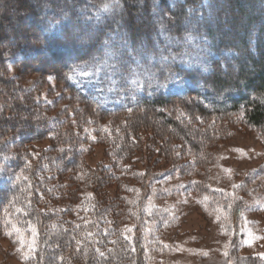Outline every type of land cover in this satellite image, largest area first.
Returning a JSON list of instances; mask_svg holds the SVG:
<instances>
[{
    "label": "trees",
    "instance_id": "16d2710c",
    "mask_svg": "<svg viewBox=\"0 0 264 264\" xmlns=\"http://www.w3.org/2000/svg\"><path fill=\"white\" fill-rule=\"evenodd\" d=\"M198 53L208 69L192 65ZM49 74L69 92L55 115ZM238 115L264 134V0H0V237H33L25 264H145L122 218H144L143 193L108 188L141 183L135 158L179 149L193 154L181 169L200 170ZM94 145L106 162L92 169Z\"/></svg>",
    "mask_w": 264,
    "mask_h": 264
},
{
    "label": "rangeland",
    "instance_id": "374dc122",
    "mask_svg": "<svg viewBox=\"0 0 264 264\" xmlns=\"http://www.w3.org/2000/svg\"><path fill=\"white\" fill-rule=\"evenodd\" d=\"M192 58V65L208 69L201 53ZM14 70L13 67L8 72L13 74ZM41 77L28 76L26 88ZM46 80L49 88L42 91V99L53 105L51 114L55 115L70 101L61 100L55 105L54 98H67L69 92L53 75L49 74ZM176 113L182 114L179 110ZM112 121L104 119L97 127L105 128ZM208 121L215 125L220 120L211 117ZM234 123L238 127L207 145L211 158L200 170L181 169L193 154L179 149L171 157L164 155L157 160L135 158L134 171L144 175L141 183L124 176L120 180L123 184L114 183L108 188L116 195L124 191L129 195L143 193L139 212L144 218L138 224L137 220L130 221L137 208L129 210L128 218L125 213L122 218L123 227L136 228L142 238L145 264H242L247 259L264 262V134L258 128L244 126L241 115L234 117ZM89 137L95 140L93 133ZM46 144L44 140L37 145ZM183 153L185 156H181ZM83 160L92 169L105 163L103 147L94 145ZM199 183L204 190L195 189ZM236 204L241 206V212L235 226L232 211ZM17 232L14 228L13 233ZM20 236L23 237L18 236V243L13 245L8 238L0 237V264H25L35 240L32 236Z\"/></svg>",
    "mask_w": 264,
    "mask_h": 264
},
{
    "label": "snow or ice",
    "instance_id": "6c2138e0",
    "mask_svg": "<svg viewBox=\"0 0 264 264\" xmlns=\"http://www.w3.org/2000/svg\"><path fill=\"white\" fill-rule=\"evenodd\" d=\"M18 230V229H17Z\"/></svg>",
    "mask_w": 264,
    "mask_h": 264
}]
</instances>
